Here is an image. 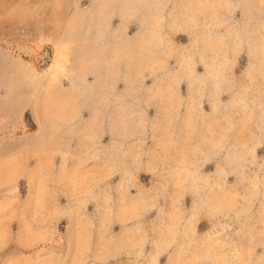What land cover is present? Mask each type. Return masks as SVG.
Wrapping results in <instances>:
<instances>
[{"label":"rangeland","instance_id":"rangeland-1","mask_svg":"<svg viewBox=\"0 0 264 264\" xmlns=\"http://www.w3.org/2000/svg\"><path fill=\"white\" fill-rule=\"evenodd\" d=\"M0 264H264V0H0Z\"/></svg>","mask_w":264,"mask_h":264},{"label":"crops","instance_id":"crops-1","mask_svg":"<svg viewBox=\"0 0 264 264\" xmlns=\"http://www.w3.org/2000/svg\"><path fill=\"white\" fill-rule=\"evenodd\" d=\"M18 155H19L18 150L12 148V150H11V158H12V160H15L18 157ZM2 158H4V157H2ZM6 158H9V156H7Z\"/></svg>","mask_w":264,"mask_h":264}]
</instances>
